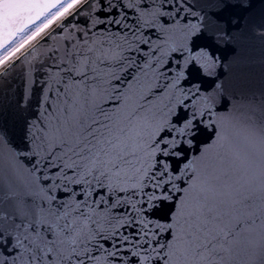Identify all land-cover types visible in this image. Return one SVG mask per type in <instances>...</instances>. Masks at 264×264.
Wrapping results in <instances>:
<instances>
[{
  "label": "snow or ice",
  "instance_id": "1",
  "mask_svg": "<svg viewBox=\"0 0 264 264\" xmlns=\"http://www.w3.org/2000/svg\"><path fill=\"white\" fill-rule=\"evenodd\" d=\"M258 2L0 0V264H264Z\"/></svg>",
  "mask_w": 264,
  "mask_h": 264
},
{
  "label": "water",
  "instance_id": "2",
  "mask_svg": "<svg viewBox=\"0 0 264 264\" xmlns=\"http://www.w3.org/2000/svg\"><path fill=\"white\" fill-rule=\"evenodd\" d=\"M261 12H264V3L258 2L257 5H256V8L254 10V13L256 15H259ZM227 15L228 14H226V17H227ZM229 18H230V16H229ZM222 55L230 56L231 53L229 51L225 50V51L222 52ZM15 86H19V85L17 84ZM23 115H27V112H24Z\"/></svg>",
  "mask_w": 264,
  "mask_h": 264
}]
</instances>
